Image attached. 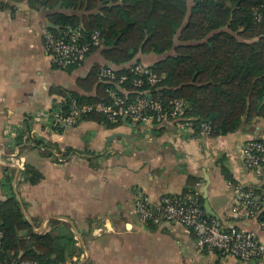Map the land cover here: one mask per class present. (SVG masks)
Instances as JSON below:
<instances>
[{
    "label": "crops",
    "instance_id": "1",
    "mask_svg": "<svg viewBox=\"0 0 264 264\" xmlns=\"http://www.w3.org/2000/svg\"><path fill=\"white\" fill-rule=\"evenodd\" d=\"M48 14L31 7L30 0H0V201L15 199L34 233L72 237L79 249L68 260L73 264H264L200 252L194 235L183 227L149 230L131 215L137 191L156 202L183 193L196 180L201 192L207 186L206 200L223 228L251 229L264 243L257 222L232 212L231 182L223 173L233 184L263 185L264 167L245 169L241 147L264 137V119H243L238 130L217 137L195 136L170 123L135 127L123 121L109 129L81 120L57 132L31 121L30 137L61 153L73 150L60 163L30 139L15 143L14 135L26 131L27 117L49 111L59 101L55 90L82 93L76 81L94 64H107L93 53L72 69L55 68L42 39V30L50 29ZM173 54H138L125 66H151ZM115 134L126 138L111 140ZM27 167L42 176L35 185L27 182Z\"/></svg>",
    "mask_w": 264,
    "mask_h": 264
},
{
    "label": "trees",
    "instance_id": "2",
    "mask_svg": "<svg viewBox=\"0 0 264 264\" xmlns=\"http://www.w3.org/2000/svg\"><path fill=\"white\" fill-rule=\"evenodd\" d=\"M30 3L31 7L46 10L50 22L60 27V30L47 29L54 34L79 30L83 40L99 31L101 47L93 48L91 54L99 53L107 63L94 64L85 78L76 81L82 93L55 90L59 101L53 107L66 111L72 100L78 105L108 103L105 92L108 84L98 77L102 66H114L117 76L126 75L131 80L135 77L132 68L136 63L125 65L138 54L163 55L173 50V55L150 66L163 76L150 93L166 103L173 98L184 99L187 103L184 117L191 121L193 135H200L203 122L210 126L208 137H217L238 130L243 119L246 123L264 119V0H30ZM129 84L126 82L124 87L132 91ZM31 119H25L26 131L15 136L17 145L30 139L33 146L44 147L55 162L72 155V149L61 153L55 145L30 137ZM84 120L109 129L123 122L111 124L98 114H90ZM25 172L30 185L42 177L29 167ZM223 173L233 184L230 176ZM197 183L191 180L183 193ZM259 188L264 191V182ZM199 202L204 211L202 194ZM155 228L158 227L147 229ZM0 231V261L73 264L68 260L79 251L72 237L34 233L15 199L0 201ZM20 231L25 233L22 237L18 236Z\"/></svg>",
    "mask_w": 264,
    "mask_h": 264
},
{
    "label": "built area",
    "instance_id": "3",
    "mask_svg": "<svg viewBox=\"0 0 264 264\" xmlns=\"http://www.w3.org/2000/svg\"><path fill=\"white\" fill-rule=\"evenodd\" d=\"M79 30L67 29L54 34L42 30L43 46L52 63L59 69H70L81 65L91 54L93 48L101 47L100 32L94 31L87 39L81 40ZM113 66H102L98 77L108 84L106 94L108 103L78 105L72 100L69 109L64 111L52 107L39 113L31 120L46 124L49 129L65 130L75 126L90 114H98L111 124L127 121L132 126L173 124L180 130H192L191 121L184 113L187 103L182 98H173L166 103L150 93L162 81L150 66L140 63L133 65L135 75L131 80L126 75H116ZM129 82V91L124 84ZM200 136L208 137L210 126L200 124ZM17 134L14 135V137ZM55 151V149H53ZM56 152V151H55ZM241 159L245 169L259 170L264 166V137L246 141L241 147ZM62 162V159H59ZM232 189V212L238 218L253 220L264 230V191L258 187H243L229 183ZM200 184L197 183L188 193L164 195L153 202L147 194L137 191L132 203L131 215L145 228L175 224L192 232L198 251L215 253L226 258H234L243 263L264 261V243L256 232L235 226L223 228L215 219L208 218L200 206ZM1 239V231H0ZM77 241V238H75ZM0 264H40L23 260L15 263L0 261Z\"/></svg>",
    "mask_w": 264,
    "mask_h": 264
},
{
    "label": "water",
    "instance_id": "4",
    "mask_svg": "<svg viewBox=\"0 0 264 264\" xmlns=\"http://www.w3.org/2000/svg\"><path fill=\"white\" fill-rule=\"evenodd\" d=\"M49 28L50 29H54V30H60V27L59 26H56L52 23L49 24ZM124 122H126L125 120H123ZM115 137H125L124 134H115L111 137V140L114 139ZM202 198L205 200L204 204H203V208H204V211L207 215L208 218H215V220H218V218L216 217L215 213L210 209L209 205H208V202H207V186H205V188L203 189V192H202Z\"/></svg>",
    "mask_w": 264,
    "mask_h": 264
}]
</instances>
